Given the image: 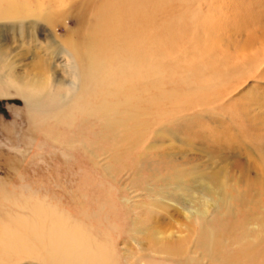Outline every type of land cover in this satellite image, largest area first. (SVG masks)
<instances>
[{
    "label": "rangeland",
    "instance_id": "obj_1",
    "mask_svg": "<svg viewBox=\"0 0 264 264\" xmlns=\"http://www.w3.org/2000/svg\"><path fill=\"white\" fill-rule=\"evenodd\" d=\"M139 1L143 39L165 51L154 66L112 53L91 86V45L123 0H70L53 25L0 19V187L47 203L69 260L101 246L109 264H264V0H169L176 23ZM37 76L29 109L20 87Z\"/></svg>",
    "mask_w": 264,
    "mask_h": 264
},
{
    "label": "bare ground",
    "instance_id": "obj_2",
    "mask_svg": "<svg viewBox=\"0 0 264 264\" xmlns=\"http://www.w3.org/2000/svg\"><path fill=\"white\" fill-rule=\"evenodd\" d=\"M69 1L0 0V19L37 15L39 18L43 16V20L53 25L60 18L59 14ZM123 1L126 3V8L122 10L124 17L122 16L112 23L105 21L106 24H102L99 32V39L91 45L92 48H90V55L87 61L89 76L85 81V86H91L95 79H100L104 82L111 79L109 68H112L110 59L112 53L116 56H122V58L127 59L128 62L133 63L135 66L141 61L150 62L154 66L156 61L151 59L153 56H158L157 47H160V53L165 51L164 45L160 42L161 39H143L146 35L143 23L138 21V17L134 15L135 8H132L135 7L137 0ZM173 2L180 5L177 0H171L172 4ZM139 4L152 6L154 12H159L160 16L166 19L169 18L173 23H176L175 17L170 16L171 12H168L170 10L167 9L169 0H153V2L140 0ZM254 4L256 6V3ZM255 11L257 12V10ZM39 12H43V15H39ZM181 19L185 21L184 16ZM184 26L189 29L190 20ZM109 27L122 30V35H115L116 38H114V35L108 30ZM209 30L211 29L209 28ZM209 30L208 32L210 33ZM157 37L161 38L160 31H158ZM162 39L166 40L168 38L164 37ZM204 41L208 44L209 53L211 52L212 55L216 51L215 42L210 38L204 39ZM68 45L72 49H76L74 42H68ZM71 52L74 53V50H71ZM218 56L220 58L225 57V55ZM1 60L4 59L0 57ZM224 60H226V57L222 62L225 66L227 61L224 63ZM164 71L171 73L166 67H164ZM195 72V74H198L197 79L202 78L203 74L206 75V78L210 75L209 72L199 68H196ZM39 77L37 76L31 83L28 81V83L20 87V92L25 93L27 104H34L29 106V109L36 108L35 105L45 93V84L42 85V80ZM76 80L68 84L73 90L78 87ZM67 91L71 95L70 90ZM60 96L66 98L67 94ZM126 105L132 112L140 110L139 103L134 97L129 98L126 101ZM44 204L47 203H43L36 197L25 196L21 191L19 193L14 189L6 188V186L0 187V264H7L9 261L17 262V260L21 261L29 257L41 259L46 264H109L106 251L101 246L93 248L91 240L87 241L88 248H93L90 252L77 254L72 259H67L63 250L64 236L60 234V230L64 226L59 217L49 216L52 212H48ZM52 217L53 219H51ZM81 242L82 240L78 238L75 243H72L73 249H76ZM84 259H88L89 263L84 262Z\"/></svg>",
    "mask_w": 264,
    "mask_h": 264
}]
</instances>
